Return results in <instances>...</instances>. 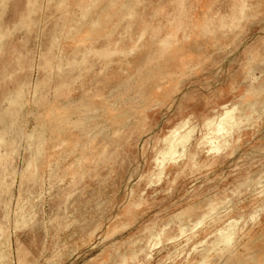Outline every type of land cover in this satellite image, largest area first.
Masks as SVG:
<instances>
[{"label":"rangeland","instance_id":"374dc122","mask_svg":"<svg viewBox=\"0 0 264 264\" xmlns=\"http://www.w3.org/2000/svg\"><path fill=\"white\" fill-rule=\"evenodd\" d=\"M0 264H264V0H0Z\"/></svg>","mask_w":264,"mask_h":264},{"label":"bare ground","instance_id":"6f19581e","mask_svg":"<svg viewBox=\"0 0 264 264\" xmlns=\"http://www.w3.org/2000/svg\"><path fill=\"white\" fill-rule=\"evenodd\" d=\"M225 123L223 121H221L220 123H217L216 125V130H217V133H220V136L223 134V131H224V128H225ZM175 142V140H174ZM173 143V142H172ZM177 143V142H176ZM171 146V144H169ZM169 146V147H170ZM172 147V146H171Z\"/></svg>","mask_w":264,"mask_h":264}]
</instances>
